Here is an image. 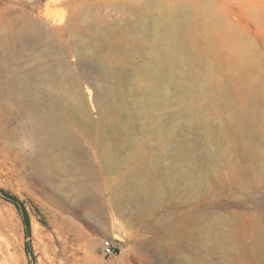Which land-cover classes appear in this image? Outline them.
Here are the masks:
<instances>
[{"label":"rangeland","instance_id":"374dc122","mask_svg":"<svg viewBox=\"0 0 264 264\" xmlns=\"http://www.w3.org/2000/svg\"><path fill=\"white\" fill-rule=\"evenodd\" d=\"M52 1L0 0V38L13 32L10 25L22 27L30 20L43 32L56 33L83 6L99 18L93 25L120 29L131 38L144 13L185 21L195 56L176 55L180 77L191 89L174 91L175 104L166 113L181 115L177 123L184 127V141L197 162V191L191 194L179 186L162 190V176L141 220L102 190L100 227L88 225L50 194L26 184L18 166V177L0 171V190L23 203L31 225L27 234L20 211L0 195V264H176L183 257L211 264H264L256 241L258 228L264 237V0ZM69 40L62 39L58 48ZM152 47L148 41L134 44L129 67L146 62L143 51ZM68 63L77 72L76 58L68 57ZM29 64L26 59L22 65ZM211 80L214 101L202 91ZM173 130L174 136L178 129ZM161 146L170 168L179 157L184 160L167 143L144 153L158 161ZM85 148L100 170L95 147ZM221 220L228 226L214 239L213 223ZM110 239L117 255L104 257L101 245Z\"/></svg>","mask_w":264,"mask_h":264},{"label":"bare ground","instance_id":"6f19581e","mask_svg":"<svg viewBox=\"0 0 264 264\" xmlns=\"http://www.w3.org/2000/svg\"><path fill=\"white\" fill-rule=\"evenodd\" d=\"M52 2L74 5L77 0ZM99 21L83 6L56 33L43 32L30 20L22 27L10 25L13 32L0 38V171L18 177V166L26 184L50 194L58 206L73 210L88 225L103 227L98 199L102 190L141 220L162 176V190L179 186L191 194L197 191V162L184 141V127L177 123L181 115L166 113L175 104L174 91L191 89L180 77L176 53L194 57L195 51L183 19L144 13L134 38L120 29L93 25ZM66 37L70 40L58 48ZM143 41L154 44L143 51L147 61L129 67L133 45ZM68 57L76 58L77 72ZM26 59L30 64L23 66ZM202 91L214 101L212 80ZM173 129H178L174 136ZM161 143L170 144L184 160L179 157L170 168L164 163L165 146L157 151L158 161L144 153ZM86 144L98 152V171ZM227 226L226 221H215L210 236L217 239ZM260 230L256 241L262 257ZM176 264L211 263L183 257Z\"/></svg>","mask_w":264,"mask_h":264},{"label":"trees","instance_id":"16d2710c","mask_svg":"<svg viewBox=\"0 0 264 264\" xmlns=\"http://www.w3.org/2000/svg\"><path fill=\"white\" fill-rule=\"evenodd\" d=\"M0 195L6 201L13 204L20 211L21 215L23 216V220L26 226V232L27 234H30L31 232L30 217L23 203L16 196L10 195L3 190H0Z\"/></svg>","mask_w":264,"mask_h":264},{"label":"built area","instance_id":"2783aa9c","mask_svg":"<svg viewBox=\"0 0 264 264\" xmlns=\"http://www.w3.org/2000/svg\"><path fill=\"white\" fill-rule=\"evenodd\" d=\"M102 248V255L104 257H112L117 255V246L115 245L112 239L104 241L101 245Z\"/></svg>","mask_w":264,"mask_h":264}]
</instances>
